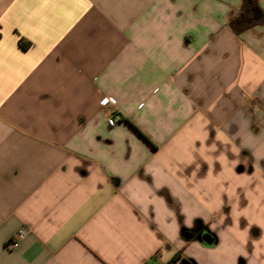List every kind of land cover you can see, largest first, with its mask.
<instances>
[{
  "label": "crops",
  "instance_id": "0c3cea01",
  "mask_svg": "<svg viewBox=\"0 0 264 264\" xmlns=\"http://www.w3.org/2000/svg\"><path fill=\"white\" fill-rule=\"evenodd\" d=\"M177 253L264 264V0H0V264Z\"/></svg>",
  "mask_w": 264,
  "mask_h": 264
},
{
  "label": "built area",
  "instance_id": "2783aa9c",
  "mask_svg": "<svg viewBox=\"0 0 264 264\" xmlns=\"http://www.w3.org/2000/svg\"><path fill=\"white\" fill-rule=\"evenodd\" d=\"M102 105L104 107H109V106H114L115 105V102L113 99L109 98V97H105L102 101ZM116 124V120L114 118H110L109 120V125L110 126H115ZM24 236V232L21 231L18 235L19 238L17 239H14L10 242V246L11 247H17L19 245V240Z\"/></svg>",
  "mask_w": 264,
  "mask_h": 264
},
{
  "label": "water",
  "instance_id": "95a60500",
  "mask_svg": "<svg viewBox=\"0 0 264 264\" xmlns=\"http://www.w3.org/2000/svg\"><path fill=\"white\" fill-rule=\"evenodd\" d=\"M199 240L206 245H212L214 243V238L210 234H206V235L201 234L199 236ZM179 264H197V262L193 259H186L181 261V263Z\"/></svg>",
  "mask_w": 264,
  "mask_h": 264
},
{
  "label": "trees",
  "instance_id": "16d2710c",
  "mask_svg": "<svg viewBox=\"0 0 264 264\" xmlns=\"http://www.w3.org/2000/svg\"><path fill=\"white\" fill-rule=\"evenodd\" d=\"M21 45L23 47H27L28 44H25L23 42H21ZM184 258L182 257L181 253H177L170 261H168L166 264H179L181 263V261H183Z\"/></svg>",
  "mask_w": 264,
  "mask_h": 264
},
{
  "label": "flooded vegetation",
  "instance_id": "af4514ba",
  "mask_svg": "<svg viewBox=\"0 0 264 264\" xmlns=\"http://www.w3.org/2000/svg\"><path fill=\"white\" fill-rule=\"evenodd\" d=\"M248 13H247V15L246 16H248V14L251 12V9H248V11H247Z\"/></svg>",
  "mask_w": 264,
  "mask_h": 264
}]
</instances>
